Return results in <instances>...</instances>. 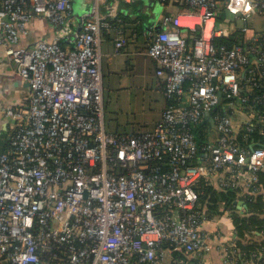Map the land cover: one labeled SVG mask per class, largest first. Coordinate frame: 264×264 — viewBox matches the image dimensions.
Segmentation results:
<instances>
[{"label":"built area","instance_id":"built-area-1","mask_svg":"<svg viewBox=\"0 0 264 264\" xmlns=\"http://www.w3.org/2000/svg\"><path fill=\"white\" fill-rule=\"evenodd\" d=\"M139 1L91 0L79 23L73 0H0V45L29 84L23 102L3 109L13 124L0 149V264H164V243L198 253L207 248L199 183L250 187L264 167V144L248 152L235 140L260 117L243 90L264 65V31L247 44L215 41L233 33L219 18L246 22L264 14V0H157L185 15L165 17L173 27L152 32L146 48L166 78L167 108L152 131L107 129L102 39L123 22L119 5ZM33 15L56 39L20 45ZM116 30L120 52L129 38ZM207 120L216 137L202 142Z\"/></svg>","mask_w":264,"mask_h":264},{"label":"crops","instance_id":"crops-1","mask_svg":"<svg viewBox=\"0 0 264 264\" xmlns=\"http://www.w3.org/2000/svg\"><path fill=\"white\" fill-rule=\"evenodd\" d=\"M172 5L175 4L161 3L157 0H140L137 4L130 5L129 8L119 5L120 12L126 18L124 19L120 15L123 22L113 20L114 26L104 31L101 44V68L104 78L105 113L110 107L113 108V112L119 110L122 104L118 100L111 106L113 99L110 95L109 100H107V94L120 95L124 93L123 97L126 102L132 100L135 103H138L139 97L144 94V97L142 96L144 103L148 109L150 108L149 112L153 115L149 124H146L147 127L141 129L144 131L137 130L132 133L139 134L154 130L162 120L169 102L165 94L166 78L157 74L159 65L155 59L146 53V48L152 32L173 27L172 23L169 25L164 24L165 17L169 16L172 20L177 17H180L181 20L184 19L185 15H182L184 10L179 5H175V12L167 11ZM91 6V0H73V19L79 23L84 21L90 14ZM149 9L158 11V17H152L148 20L146 12ZM226 18V16L221 17L223 20ZM234 19L235 17L231 19L236 27L231 31L233 33L238 31L251 32L250 35L253 36L262 32L249 27L248 21L244 23L243 27H239V20ZM198 21V17H193L191 26L195 27ZM117 28H122L125 35L129 38L127 46L120 52H117L115 48ZM28 29V34L21 37L20 45H30L38 40L50 41L56 39L57 36V29L49 20L37 15L32 16ZM70 37L72 36L62 39L64 47L72 45L73 40H69ZM129 93L130 95H128ZM28 95L29 84L18 75L15 65L7 61L5 48L0 45V136L6 135L8 138L9 130L13 124V121L4 115L3 109L23 102ZM235 116L237 117V125H244L247 118L240 114ZM105 119L109 127L106 114ZM118 125L120 126L121 124ZM201 137L203 138L202 142L214 140L216 137V126L214 123L212 126L205 128V130L202 129ZM228 176L229 174H227ZM203 181L214 189L222 187L218 178ZM249 188L245 180H240L239 191L233 201L236 211L231 209V206L226 205V202L222 200L215 202L210 197L200 203L207 215V220L202 226V233L207 240V248L198 253L187 254L189 263L237 264L240 259L244 263H250L249 260L241 258V254L237 255L238 232L235 218L233 217L235 213H238L241 217L247 215V197L245 195L252 193ZM262 239H264V233L255 232L246 233L244 240L249 243ZM167 258L164 264H173L178 261L171 251Z\"/></svg>","mask_w":264,"mask_h":264},{"label":"trees","instance_id":"trees-1","mask_svg":"<svg viewBox=\"0 0 264 264\" xmlns=\"http://www.w3.org/2000/svg\"><path fill=\"white\" fill-rule=\"evenodd\" d=\"M121 6L128 7L130 5L122 2ZM124 19L126 16L120 14ZM221 20V18H219ZM182 33L184 36L189 37L193 33L190 28L181 27ZM251 32L245 33L244 31H238L231 33L228 36H222L216 38L215 41L218 44L226 43L229 46H233L236 43L242 42L247 44L251 38ZM257 66L256 74L253 80V85L251 89H244L243 93L247 95L248 101L246 102L247 110L255 108L260 114L252 119L250 129L242 130L235 138L239 147L248 152L252 148L260 147L264 144V65ZM226 111V110H224ZM231 110L227 109V113H230ZM206 126H212L213 123L209 120L206 121ZM3 136V135H2ZM0 137V143L3 145H8L9 139L5 142ZM200 141L203 140L201 134L198 138ZM248 170V168H245ZM257 180L250 186L249 190L252 192L250 195H245L247 197V215L240 216L238 213H235L233 217L235 218V223L237 225V255H242L241 258L247 259L250 263H244L241 259L237 264H264V239L254 242H245L246 233H255L263 232L264 233V167L256 172ZM257 188V191L254 189ZM198 191L200 193V203L205 201L210 197L212 201H224L226 205L231 206V209L236 211V206H234L233 201L236 198V194L239 191L238 187L227 186L221 187L220 189H214L211 185L207 184L205 181H201L198 185ZM210 199V200H211ZM165 246L170 249L174 257L178 259L177 262L173 264H191L189 263V258L187 257L186 251L182 248L177 249L175 246H170L168 243H164ZM183 261V263H180Z\"/></svg>","mask_w":264,"mask_h":264},{"label":"rangeland","instance_id":"rangeland-1","mask_svg":"<svg viewBox=\"0 0 264 264\" xmlns=\"http://www.w3.org/2000/svg\"><path fill=\"white\" fill-rule=\"evenodd\" d=\"M129 8V6H128ZM168 12H175L176 7L175 5H172L168 10ZM167 12V13H168ZM154 14V15H153ZM147 19L150 20L152 17L157 18L158 17V11H152V9H149L146 12ZM233 16L228 15L226 19L220 20V25L222 26H228L230 30L232 31L235 29V23L231 21ZM248 25L252 29L256 31H264V14H257L252 16L250 19H248ZM131 93V91H130ZM130 93L128 95H130ZM111 95V98L113 99L111 101V106H113L114 102L121 101L120 109L113 112V108H109L106 112V117L109 122V127L107 126L108 130H111L112 132H122V133H132L133 131H144L141 129H144L146 124H149V122L152 120L153 115L149 112L148 107H146V104L144 103V94H141L139 97L138 103L132 100H129L126 102L124 96V93L119 94H107V100H109V97ZM118 124H121L120 126ZM120 128V129H119ZM2 140L5 142L7 141V136L3 135ZM3 146V143H0V149Z\"/></svg>","mask_w":264,"mask_h":264},{"label":"water","instance_id":"water-1","mask_svg":"<svg viewBox=\"0 0 264 264\" xmlns=\"http://www.w3.org/2000/svg\"><path fill=\"white\" fill-rule=\"evenodd\" d=\"M238 22H239V27H243L244 26L245 21L243 19H240Z\"/></svg>","mask_w":264,"mask_h":264}]
</instances>
